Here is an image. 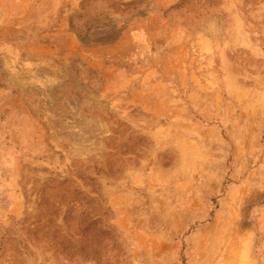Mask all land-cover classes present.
<instances>
[{
    "label": "rangeland",
    "instance_id": "rangeland-1",
    "mask_svg": "<svg viewBox=\"0 0 264 264\" xmlns=\"http://www.w3.org/2000/svg\"><path fill=\"white\" fill-rule=\"evenodd\" d=\"M0 264H264V0H0Z\"/></svg>",
    "mask_w": 264,
    "mask_h": 264
}]
</instances>
